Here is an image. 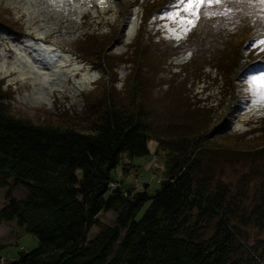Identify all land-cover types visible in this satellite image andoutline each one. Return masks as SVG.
I'll return each instance as SVG.
<instances>
[{
  "label": "trees",
  "instance_id": "1",
  "mask_svg": "<svg viewBox=\"0 0 264 264\" xmlns=\"http://www.w3.org/2000/svg\"><path fill=\"white\" fill-rule=\"evenodd\" d=\"M177 1L134 0L145 20ZM244 11L252 15L196 20L185 37L191 55L173 72L166 68L175 48L143 40V21L120 53L110 50L114 31L82 36L74 47L101 74L82 92L81 112L30 119L9 111L10 91L0 82V222L14 221L38 241L4 262L0 246V264H264V121L256 134L214 132L213 105L190 90L205 66L230 86L241 62L264 49L244 57L242 44L264 39L257 10ZM13 25L0 13V29ZM149 140L166 156L152 195L148 183L135 191L123 185L126 177L111 176L148 154ZM18 185L24 198L12 195ZM108 210L113 224L88 240Z\"/></svg>",
  "mask_w": 264,
  "mask_h": 264
},
{
  "label": "rangeland",
  "instance_id": "2",
  "mask_svg": "<svg viewBox=\"0 0 264 264\" xmlns=\"http://www.w3.org/2000/svg\"><path fill=\"white\" fill-rule=\"evenodd\" d=\"M220 9L218 6L214 10L219 12ZM173 12L185 15L179 1L162 14L152 13L145 20L142 2L134 0H104L103 4L99 0H0V13L14 23L12 28L15 29H0V82L10 91L9 111L40 120L55 119L62 109L81 112L82 92L101 74L100 69L84 62L74 47L87 33L114 31L117 36L110 50L120 53L135 38L143 21V40L152 43L163 40V46L174 47V50L169 49L173 61L168 62L166 69L167 72L178 70L176 68L189 59L192 47L185 40L188 31L185 32L180 17L169 18ZM231 23L234 22L227 26ZM252 42L259 46L254 38L241 45L244 57L256 48L250 46ZM126 72V65H119L120 79H124ZM261 73H264V49L260 48L241 62L231 75L233 81L228 87L224 78L208 66L192 78V94L201 103L214 107V132L258 133V126L264 121V106L253 103L249 77ZM147 147L149 153L132 158L133 166L124 176L119 166L111 171V176L126 177L123 185L131 184L129 187L135 191L145 189L144 182L148 183L147 191L152 195L158 188L157 180L162 177L166 156L153 140L147 142ZM4 191L0 189V208L5 202ZM27 194L22 185L12 190L16 199ZM114 218V211H101L87 239L93 238L102 226L112 225ZM37 245V238L14 221L0 222L3 257L9 258L7 254H11L8 260H14L20 255L19 250L27 253Z\"/></svg>",
  "mask_w": 264,
  "mask_h": 264
},
{
  "label": "snow or ice",
  "instance_id": "3",
  "mask_svg": "<svg viewBox=\"0 0 264 264\" xmlns=\"http://www.w3.org/2000/svg\"><path fill=\"white\" fill-rule=\"evenodd\" d=\"M99 2L103 4L104 0H99ZM179 5L183 6L185 15L181 16L180 12H173L169 14V18L180 17V23L184 26L185 32L191 30V27H195L196 20L200 19L201 16L229 15L233 11L244 12V15H252L251 12H245V8L256 9V14L260 18L261 24L264 25V0H179ZM218 6H223L222 13L212 10ZM176 38L181 37L177 36ZM258 44L264 45V39L259 40ZM250 46L256 47L257 43ZM249 87L254 97L253 103L264 106V73L249 77Z\"/></svg>",
  "mask_w": 264,
  "mask_h": 264
},
{
  "label": "built area",
  "instance_id": "4",
  "mask_svg": "<svg viewBox=\"0 0 264 264\" xmlns=\"http://www.w3.org/2000/svg\"><path fill=\"white\" fill-rule=\"evenodd\" d=\"M110 185L113 186L114 184L111 183ZM7 256H8V255H7ZM6 259H7V257L4 256V257L1 258V261L4 262V261H6Z\"/></svg>",
  "mask_w": 264,
  "mask_h": 264
},
{
  "label": "crops",
  "instance_id": "5",
  "mask_svg": "<svg viewBox=\"0 0 264 264\" xmlns=\"http://www.w3.org/2000/svg\"><path fill=\"white\" fill-rule=\"evenodd\" d=\"M9 256L11 257V254H9Z\"/></svg>",
  "mask_w": 264,
  "mask_h": 264
}]
</instances>
